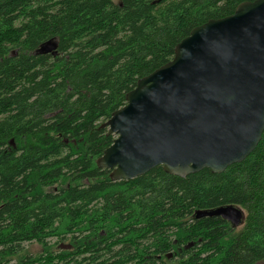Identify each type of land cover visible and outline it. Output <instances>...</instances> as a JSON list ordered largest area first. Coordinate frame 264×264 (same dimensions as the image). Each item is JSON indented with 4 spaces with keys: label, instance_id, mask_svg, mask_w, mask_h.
Here are the masks:
<instances>
[{
    "label": "trees",
    "instance_id": "trees-1",
    "mask_svg": "<svg viewBox=\"0 0 264 264\" xmlns=\"http://www.w3.org/2000/svg\"><path fill=\"white\" fill-rule=\"evenodd\" d=\"M252 1L0 0V264H264V131L221 174L111 182L95 163L137 81ZM49 40L56 56L38 52ZM227 205L237 228L195 219Z\"/></svg>",
    "mask_w": 264,
    "mask_h": 264
},
{
    "label": "water",
    "instance_id": "water-1",
    "mask_svg": "<svg viewBox=\"0 0 264 264\" xmlns=\"http://www.w3.org/2000/svg\"><path fill=\"white\" fill-rule=\"evenodd\" d=\"M38 52L56 56V41ZM125 100L101 124L115 139L95 163L111 182L158 166L185 178L241 163L264 131V0L240 3L230 16L193 28L172 60L139 79ZM243 216L234 205L195 212L197 220L221 218L233 228Z\"/></svg>",
    "mask_w": 264,
    "mask_h": 264
},
{
    "label": "rangeland",
    "instance_id": "rangeland-1",
    "mask_svg": "<svg viewBox=\"0 0 264 264\" xmlns=\"http://www.w3.org/2000/svg\"><path fill=\"white\" fill-rule=\"evenodd\" d=\"M55 242H56L55 239L50 240L51 244H54ZM23 248L26 251V253L30 255H38L41 252V246L36 243L24 244Z\"/></svg>",
    "mask_w": 264,
    "mask_h": 264
}]
</instances>
